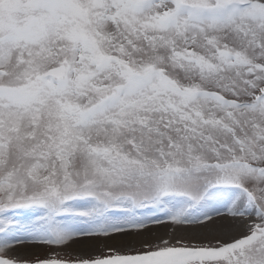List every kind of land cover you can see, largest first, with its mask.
Listing matches in <instances>:
<instances>
[{"label":"snow or ice","instance_id":"6c2138e0","mask_svg":"<svg viewBox=\"0 0 264 264\" xmlns=\"http://www.w3.org/2000/svg\"><path fill=\"white\" fill-rule=\"evenodd\" d=\"M0 264H264V0H0Z\"/></svg>","mask_w":264,"mask_h":264},{"label":"bare ground","instance_id":"6f19581e","mask_svg":"<svg viewBox=\"0 0 264 264\" xmlns=\"http://www.w3.org/2000/svg\"><path fill=\"white\" fill-rule=\"evenodd\" d=\"M165 225H160V226H153L152 229H151V232L150 233H147L146 235H149L150 237L152 236H157V235H161L165 232H167L165 230ZM135 237H130L128 238L129 241L131 240H134ZM119 241H120V238H117V240H99V241H92V242H83L81 245H77V246H74L76 248V250H80L81 248L85 247L87 244H91L92 247L89 249V250H96V251H99L100 248L102 246H105L107 244L109 245H119ZM42 248H34V249H31V253L34 254L36 252H39Z\"/></svg>","mask_w":264,"mask_h":264},{"label":"rangeland","instance_id":"374dc122","mask_svg":"<svg viewBox=\"0 0 264 264\" xmlns=\"http://www.w3.org/2000/svg\"><path fill=\"white\" fill-rule=\"evenodd\" d=\"M165 228V230L167 231V232H165V233H163V234H161V235H155V236H152L151 238L152 239H156V238H159V237H161V236H167L168 235V233H169V231H170V228L168 227V226H165L164 227ZM102 241V240H101ZM107 245H109V244H107ZM115 246H118V245H115ZM104 246H102L100 249H102ZM125 250H127V248H125ZM49 251V249H46V248H42L39 252H36V253H34V255L35 254H38V255H44V254H46L47 252ZM91 251V250H90ZM92 251H96V250H92Z\"/></svg>","mask_w":264,"mask_h":264}]
</instances>
